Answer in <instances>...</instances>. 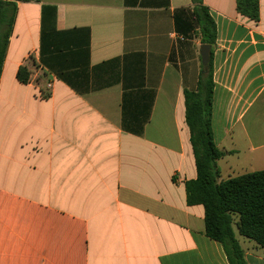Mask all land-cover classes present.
<instances>
[{"label":"crops","instance_id":"1","mask_svg":"<svg viewBox=\"0 0 264 264\" xmlns=\"http://www.w3.org/2000/svg\"><path fill=\"white\" fill-rule=\"evenodd\" d=\"M16 4L0 75V264H230L187 202L185 92L204 45L192 0ZM203 5L217 25L222 181L264 170V0L258 21L236 0ZM236 237L247 264H264Z\"/></svg>","mask_w":264,"mask_h":264},{"label":"trees","instance_id":"2","mask_svg":"<svg viewBox=\"0 0 264 264\" xmlns=\"http://www.w3.org/2000/svg\"><path fill=\"white\" fill-rule=\"evenodd\" d=\"M192 2L201 41L211 46V52L210 66H203L197 90L185 92L186 121L197 168V178L186 184L187 202L203 205L206 235L222 245L229 263L247 264L234 224L242 237L264 250V170L220 181L217 162L225 152L215 145L211 125L212 49L217 41V25L203 0ZM236 6L241 15L259 20V0H236ZM16 12V0H0V75ZM17 79L23 84L29 82L26 68L19 69Z\"/></svg>","mask_w":264,"mask_h":264},{"label":"water","instance_id":"3","mask_svg":"<svg viewBox=\"0 0 264 264\" xmlns=\"http://www.w3.org/2000/svg\"><path fill=\"white\" fill-rule=\"evenodd\" d=\"M210 52L211 46L203 45L201 48L202 65L206 68L210 66Z\"/></svg>","mask_w":264,"mask_h":264},{"label":"rangeland","instance_id":"4","mask_svg":"<svg viewBox=\"0 0 264 264\" xmlns=\"http://www.w3.org/2000/svg\"><path fill=\"white\" fill-rule=\"evenodd\" d=\"M234 230H235L237 236H238L239 238H242V237L239 235V233H238V228H237L236 224H234Z\"/></svg>","mask_w":264,"mask_h":264},{"label":"built area","instance_id":"5","mask_svg":"<svg viewBox=\"0 0 264 264\" xmlns=\"http://www.w3.org/2000/svg\"><path fill=\"white\" fill-rule=\"evenodd\" d=\"M47 87H48V89H50V88H51V84H48V86H47Z\"/></svg>","mask_w":264,"mask_h":264}]
</instances>
